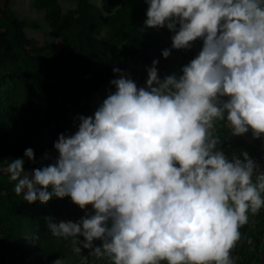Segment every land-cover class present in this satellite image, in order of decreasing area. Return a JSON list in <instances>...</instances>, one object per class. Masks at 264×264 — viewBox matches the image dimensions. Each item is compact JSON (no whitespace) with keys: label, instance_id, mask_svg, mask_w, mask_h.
Instances as JSON below:
<instances>
[{"label":"clouds","instance_id":"9594fccd","mask_svg":"<svg viewBox=\"0 0 264 264\" xmlns=\"http://www.w3.org/2000/svg\"><path fill=\"white\" fill-rule=\"evenodd\" d=\"M145 2V28L166 27L176 50L202 40L198 54L163 80L153 60L144 87L113 68L115 91L77 117L73 134L58 135L53 162L24 175L15 159L9 181L29 204L91 205L77 222L46 217L75 254L89 249L110 264H234L241 227L264 207V171L247 152L230 161L215 128L226 121L233 136L264 137V0ZM24 156L32 160L33 150Z\"/></svg>","mask_w":264,"mask_h":264},{"label":"trees","instance_id":"16d2710c","mask_svg":"<svg viewBox=\"0 0 264 264\" xmlns=\"http://www.w3.org/2000/svg\"><path fill=\"white\" fill-rule=\"evenodd\" d=\"M104 1L103 11H107L108 5L123 7L124 0ZM147 8L148 4H145L142 9L122 16H103L101 9L84 3L80 15L69 20L57 17L53 24L54 30H59L61 36V54L57 59L24 58V53L36 52L40 47L37 42L24 36L21 29L25 22L16 20L9 9L4 8L0 12V104L18 111L32 112L35 106L30 99L36 95L43 104L55 105L57 98L51 86L35 70L43 71L50 78H61L65 77L66 68H69L79 81L87 73L100 83L107 72L104 52L112 51L126 34L134 38L135 44L126 52L121 71L132 79L136 75L138 59L152 65L153 59L161 52L162 40L158 29L145 28L142 24ZM58 13L56 2L46 9L47 16L54 18ZM101 31L103 35L99 42L94 36ZM168 34L170 37L173 35L169 30ZM167 46H171V40ZM91 50L94 51L92 55L89 54ZM13 78L18 82L10 90L1 86L7 79L11 81ZM3 98L6 100L3 101ZM36 130L37 126L34 125L24 131L19 136L20 145L0 132V264L25 260L32 264H53L57 258L64 259L66 264H74L78 254L72 251L71 240L56 238L50 231L47 232L46 217L53 219L59 212L55 203L52 199L46 204L37 201L19 211L17 207L21 195L14 193L9 173L3 169L15 159H23L35 169L40 167L24 156L25 150L30 148L27 140ZM72 206L73 219L60 218L58 222H77L85 216L86 213L77 205L72 203ZM240 232L241 239L232 250V257L236 258L237 264H257L264 251V219L261 218L253 228L249 224L242 226ZM78 238L83 240L82 236ZM86 250L82 248L81 253Z\"/></svg>","mask_w":264,"mask_h":264},{"label":"rangeland","instance_id":"374dc122","mask_svg":"<svg viewBox=\"0 0 264 264\" xmlns=\"http://www.w3.org/2000/svg\"><path fill=\"white\" fill-rule=\"evenodd\" d=\"M53 2H56L59 9L58 15L54 18L46 15V9ZM84 3L92 4L101 9L103 16H122L124 13L138 11L147 4L145 0H124L122 3L123 7L122 5H108V10L103 11V6L106 4L104 0H0V12L4 8H7L16 20L25 22V26L21 29L24 36L38 43L40 49L36 52L24 53V58L42 57L45 59H57L61 54V36L60 31L53 28L54 20L57 17L69 20L80 15ZM145 19L142 20L143 25ZM102 35L103 31L94 37L97 41L101 42ZM158 35L162 40L161 52L153 60L158 61L156 68L161 80L173 73L180 75L181 67L190 62L203 46L202 40L198 39L193 42L191 49L176 50L172 49L171 46H167L171 37L166 27L158 29ZM134 44V38L126 34L112 51L104 52L103 61L107 66V72L100 83L95 82L93 76L87 73L79 81L75 73L69 68H66L65 77L61 78H50L43 71L35 70L51 86L57 98V103L52 106L45 105L34 95L30 99L35 106L32 112L18 111L0 104V132L20 145L19 136L24 131L31 129L32 126H37L36 132L27 140L29 147L33 150L34 158L32 160L26 158L31 162H36L40 167L52 163L57 155L53 145L58 135L61 133L65 135L73 134L79 124L77 117L80 115H93L99 104L106 98L108 92L115 91V88L109 83L111 80L119 78L118 74L113 73V68L122 69L126 52L132 49ZM165 49L170 50V55L167 58L162 56V52ZM89 54H94V51L91 50ZM151 66L141 59L137 60L136 75L132 78L137 87L145 86L147 69ZM17 82L16 78H13L11 81L7 79L1 86L10 90ZM2 100L5 101L6 99L3 98ZM215 134H218L222 140L218 146L219 150L230 161L233 156L243 159L241 156L242 152H247L249 157L253 159L260 151L264 150V137L254 139L251 130L243 135L233 136L226 121L216 122ZM46 156L51 157V159L46 158ZM7 166L3 168L6 171ZM23 168L25 170L23 174L30 175L35 166L32 167L31 164L24 162ZM52 202L55 203L59 211L53 218V222L58 223L60 218L65 219L69 217L70 220L73 219V206L69 197H64L63 199L53 197ZM28 204V202L22 199L21 194L17 207L19 211L25 209ZM83 212L92 214L91 205L86 206ZM261 218L264 219V208L255 216L250 214L247 224L253 228ZM99 243H101L100 240L93 241L94 246ZM250 247L253 249L252 244ZM81 254L77 255V257L79 258ZM232 258L234 264H237L236 258ZM10 264L32 263H29V260H25ZM88 264H110V261L107 258L95 259L89 256ZM257 264H264V251L261 254L260 262Z\"/></svg>","mask_w":264,"mask_h":264},{"label":"built area","instance_id":"2783aa9c","mask_svg":"<svg viewBox=\"0 0 264 264\" xmlns=\"http://www.w3.org/2000/svg\"><path fill=\"white\" fill-rule=\"evenodd\" d=\"M253 160L259 166L260 171H264V150L260 151L258 156L254 157ZM101 243L97 244L96 246H101ZM89 252L90 250L81 254L78 260L74 264H88Z\"/></svg>","mask_w":264,"mask_h":264}]
</instances>
